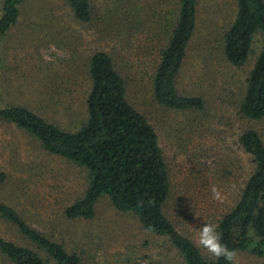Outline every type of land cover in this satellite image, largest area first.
I'll return each mask as SVG.
<instances>
[{"label": "rangeland", "instance_id": "374dc122", "mask_svg": "<svg viewBox=\"0 0 264 264\" xmlns=\"http://www.w3.org/2000/svg\"><path fill=\"white\" fill-rule=\"evenodd\" d=\"M91 3L94 19L86 25L76 21L66 0L24 3L18 25L0 40V108L27 106L57 124L75 125L85 117L83 97L90 85L91 57L97 50L114 54L131 82L129 98L149 115L169 162L173 197L167 213L196 242L201 225H217L252 172L241 135L256 130L264 140V119L251 121L235 108L255 58L236 68L223 56V27L235 19V1L201 0L198 31L177 87L183 94L204 97L202 112L172 111L153 97L152 75L165 44L152 38L151 27L157 14L169 15L172 0L120 3L125 12V7L140 12L137 26L145 29L141 32L131 25L132 18L124 24L116 0ZM1 12L0 2V16ZM0 172L8 176L0 198L34 228L54 234L82 257L83 264H184L167 238L144 229L136 215L119 212L108 198L100 200L94 219H67L66 208L88 186L87 172L48 155L29 133L2 122ZM213 186L222 200L213 198ZM0 237L17 241L1 221ZM0 264L13 263L0 255ZM236 264H264V260L240 253Z\"/></svg>", "mask_w": 264, "mask_h": 264}, {"label": "trees", "instance_id": "16d2710c", "mask_svg": "<svg viewBox=\"0 0 264 264\" xmlns=\"http://www.w3.org/2000/svg\"><path fill=\"white\" fill-rule=\"evenodd\" d=\"M26 1L0 0V40L18 25ZM234 1L235 19L222 32L223 56L236 68L255 58L235 108L244 118L261 121L264 0ZM66 2L79 24L93 21L91 0ZM121 2L124 0H116V9L120 10ZM200 5L201 0H172L167 17L161 12L153 18L152 38L165 44L152 75L153 97L159 106L172 111L202 112L206 108L204 97L183 94L177 87L198 31ZM125 8L126 12L122 7L118 14L124 24L132 18L131 25L136 27L140 12ZM106 21L110 25L108 16ZM137 28L145 31L142 26ZM121 61L114 54L94 52L88 67L90 85L83 97L85 117L77 124L66 127L19 105L0 108V122L24 130L41 143L48 155L87 172L88 186L82 197L66 208L67 219H94L98 203L108 198L119 212L136 215L144 229L167 238L184 264H228L223 258L204 255L195 240L182 233L168 215L173 197L169 162L149 115L129 98L131 82L119 65ZM239 141L251 158L252 172L234 204L219 217L217 227L222 243L234 250L236 257L248 253L264 260V140L258 131L247 130ZM7 181V173L0 172V191ZM0 221L17 236L18 242L0 237V255L11 263L83 264L82 257L69 251L54 234L34 228L17 208L1 198Z\"/></svg>", "mask_w": 264, "mask_h": 264}, {"label": "clouds", "instance_id": "9594fccd", "mask_svg": "<svg viewBox=\"0 0 264 264\" xmlns=\"http://www.w3.org/2000/svg\"><path fill=\"white\" fill-rule=\"evenodd\" d=\"M211 192L214 199L222 200L221 193L217 187L213 186ZM196 243L198 247L204 249L212 256L223 258L228 264H236L237 253L222 243V236L218 231L217 225L213 223L202 224Z\"/></svg>", "mask_w": 264, "mask_h": 264}]
</instances>
